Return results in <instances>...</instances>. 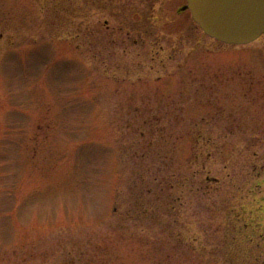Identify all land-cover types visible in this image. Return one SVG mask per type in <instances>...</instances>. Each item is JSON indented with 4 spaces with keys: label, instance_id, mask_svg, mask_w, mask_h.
<instances>
[{
    "label": "rangeland",
    "instance_id": "374dc122",
    "mask_svg": "<svg viewBox=\"0 0 264 264\" xmlns=\"http://www.w3.org/2000/svg\"><path fill=\"white\" fill-rule=\"evenodd\" d=\"M187 0H0V264H264V34Z\"/></svg>",
    "mask_w": 264,
    "mask_h": 264
},
{
    "label": "water",
    "instance_id": "95a60500",
    "mask_svg": "<svg viewBox=\"0 0 264 264\" xmlns=\"http://www.w3.org/2000/svg\"><path fill=\"white\" fill-rule=\"evenodd\" d=\"M204 32L228 44H249L264 34V0H187Z\"/></svg>",
    "mask_w": 264,
    "mask_h": 264
}]
</instances>
